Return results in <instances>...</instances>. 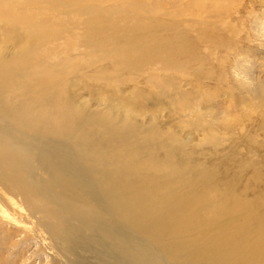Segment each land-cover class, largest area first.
<instances>
[{
  "label": "rangeland",
  "instance_id": "obj_1",
  "mask_svg": "<svg viewBox=\"0 0 264 264\" xmlns=\"http://www.w3.org/2000/svg\"><path fill=\"white\" fill-rule=\"evenodd\" d=\"M20 23L16 34L3 31ZM262 27L264 0H0V69L11 84L32 74L51 80L50 90L68 86L87 116L110 110L138 129L156 118L155 129L175 134V157L162 146L149 150L142 174L154 178L161 204L167 195L181 203L141 231L120 219L99 217L100 224L163 256H205L214 264L221 254L233 264H264V44L254 34ZM27 41L21 55L31 64L9 68ZM241 54L246 68L235 62ZM234 67L246 71L250 86L234 79ZM55 69L61 73L46 71ZM130 135L144 134L120 138ZM164 156L172 157L168 167ZM34 176L47 174L37 167ZM96 239L90 235L78 250L80 264H119L117 249H97ZM15 240L16 253L2 248L0 260L67 264L33 234L18 231Z\"/></svg>",
  "mask_w": 264,
  "mask_h": 264
},
{
  "label": "bare ground",
  "instance_id": "obj_2",
  "mask_svg": "<svg viewBox=\"0 0 264 264\" xmlns=\"http://www.w3.org/2000/svg\"><path fill=\"white\" fill-rule=\"evenodd\" d=\"M20 26H4L3 31L16 34L25 28L23 23ZM26 50H30L28 41L14 52L16 59L9 68L24 69L31 64L21 55ZM0 58H4L1 48ZM5 73L0 69V251L11 250L13 256L18 231H25L57 251L67 264H80L75 258L78 250L89 246L90 235L95 234L96 248H116L119 264H171L168 259L174 264H206L205 256L182 258L172 251L163 256L147 248L145 241L99 222V217L120 219L141 231L149 223L159 224L164 210L168 213L181 203L179 195H167L161 197V204L154 178L142 174L150 160L141 157L151 155L149 150L162 146L173 158L179 152L176 145L171 150L177 142L173 132L155 129L160 122L156 118L138 129L134 124H121V118L110 110L103 116H87L72 101L68 86L50 90L51 80L41 83L32 74L20 86L19 82L11 84V76ZM138 131L144 135H130L125 142L120 138ZM65 135L68 139L63 141ZM171 156H164L167 167ZM37 167L46 172V178H35ZM163 168L160 174L164 175ZM214 257V264H233L221 254ZM0 264L14 263L9 258Z\"/></svg>",
  "mask_w": 264,
  "mask_h": 264
},
{
  "label": "clouds",
  "instance_id": "obj_3",
  "mask_svg": "<svg viewBox=\"0 0 264 264\" xmlns=\"http://www.w3.org/2000/svg\"><path fill=\"white\" fill-rule=\"evenodd\" d=\"M254 34L256 38L261 42V44H264V27L256 31ZM235 62L241 65L242 68H246L249 64V59L248 56L241 54L237 56ZM232 75L238 83L250 86L251 82L248 79L246 71L238 70L237 68L234 67L232 70Z\"/></svg>",
  "mask_w": 264,
  "mask_h": 264
}]
</instances>
